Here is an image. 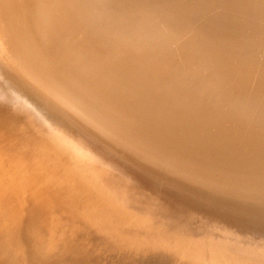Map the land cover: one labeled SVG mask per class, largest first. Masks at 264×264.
<instances>
[{
	"label": "bare ground",
	"instance_id": "bare-ground-1",
	"mask_svg": "<svg viewBox=\"0 0 264 264\" xmlns=\"http://www.w3.org/2000/svg\"><path fill=\"white\" fill-rule=\"evenodd\" d=\"M0 264H264V0H0Z\"/></svg>",
	"mask_w": 264,
	"mask_h": 264
},
{
	"label": "rangeland",
	"instance_id": "rangeland-1",
	"mask_svg": "<svg viewBox=\"0 0 264 264\" xmlns=\"http://www.w3.org/2000/svg\"><path fill=\"white\" fill-rule=\"evenodd\" d=\"M13 135H14V134H13ZM13 135L10 136V139H9V137H8V141H11V139L13 138Z\"/></svg>",
	"mask_w": 264,
	"mask_h": 264
}]
</instances>
